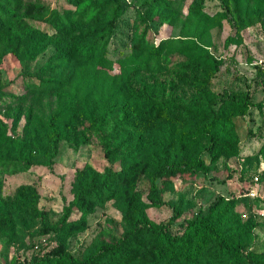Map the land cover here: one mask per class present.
Instances as JSON below:
<instances>
[{
	"label": "rangeland",
	"instance_id": "1",
	"mask_svg": "<svg viewBox=\"0 0 264 264\" xmlns=\"http://www.w3.org/2000/svg\"><path fill=\"white\" fill-rule=\"evenodd\" d=\"M118 1L123 14L113 26L114 0H0V11L17 12L28 30L26 47L17 54L0 42V136L10 141L0 140V264L42 257L60 243L83 261L102 245L120 242L137 216L167 220L171 207L155 206L149 196L153 173L166 158L197 163L194 172L156 180L155 195L181 206L171 243L143 231L128 249L101 264H221L211 249L214 242L194 257L195 240H177L185 231L181 223L201 210L222 224L229 241L243 245L229 264H252L248 252L264 264V104L259 105L264 0ZM29 4L36 8L34 17L24 15ZM196 6L197 14L190 13ZM68 13L70 39H45L46 49L31 57L29 36L55 34L53 18ZM161 42L167 64L162 71H148L143 62ZM94 44L104 52L90 57L86 50ZM206 50L222 59L210 89L220 95L244 92L255 102L235 119L240 140L233 151L214 157L207 140L186 145L180 137L188 119L180 114L117 128L124 114L141 105L133 91L153 88L155 96L186 105L200 99L190 63L201 61ZM55 114L65 134L73 129L58 144L51 137ZM100 119L102 132L94 128ZM13 140L21 142L22 151ZM111 167L129 171L115 192L76 210L71 220L78 224L69 234L40 233L44 224L61 218L91 173L101 179Z\"/></svg>",
	"mask_w": 264,
	"mask_h": 264
},
{
	"label": "trees",
	"instance_id": "2",
	"mask_svg": "<svg viewBox=\"0 0 264 264\" xmlns=\"http://www.w3.org/2000/svg\"><path fill=\"white\" fill-rule=\"evenodd\" d=\"M116 6L114 7L112 24L116 26L120 16L123 14L122 4L118 0H114ZM194 4V3H193ZM224 6V3H222ZM36 8L29 4L24 15L27 17H34ZM190 13L197 14L198 8L192 7L189 9ZM53 24L56 33L53 35L43 34L44 36L30 37L32 43L31 57H35L46 49L47 42L45 39L54 38L56 40L68 41L70 39V27L73 25V18L68 13L64 18L60 14L53 18ZM14 27H17L14 29ZM28 37V30L25 28L21 21V17L16 12L10 13L0 11V42L6 47L10 48L12 52L17 54L22 47H26L24 40ZM230 40V39H229ZM166 44L160 43L159 46L152 47L150 58L143 62V66L148 71H162L164 65L167 64L168 57L162 60V50ZM96 52H104V47L98 44L91 45L86 54L92 57ZM201 61L190 63L193 64V70L197 74L194 78L196 87L200 89L201 98L189 104L174 102L172 99L165 100L159 96L154 95L153 88L142 92L133 91L139 98L140 106L136 105L131 109V113L124 114L118 124V129L121 127L133 128L135 121L143 122L144 119L150 121L160 120L166 117H173L176 114L188 119L186 129L181 135V140L186 145H200L205 140L209 142L208 149L212 156L217 157L224 153L226 150L233 151L239 143V134L237 131L236 117L243 116L252 104L255 102L251 97L244 92L235 93L230 92L227 95H220L210 89L209 80L219 71L222 64V59H217L209 54L206 50L201 57ZM153 63V64H152ZM152 64V65H151ZM185 65L184 68H187ZM191 66V65H189ZM137 71L141 68H137ZM148 86V85H147ZM146 86V87H147ZM51 87V86H50ZM149 92V93H148ZM142 101V102H141ZM264 104L261 101L259 105ZM60 117L55 114L51 117V137L54 138L55 144H58L60 139L68 138V134L63 132L59 123ZM74 121V119H73ZM94 128L96 131L102 132L104 122L102 119L95 121ZM69 124V123H67ZM6 139V138H5ZM0 136V140L5 143L10 141L5 140ZM14 146L18 151H22L23 145L20 141L13 140ZM130 152H126L129 155ZM106 155L110 162H115L114 151L111 148H106ZM28 165H31V160L25 159ZM128 161L124 159L123 163ZM197 163L187 164L185 161L173 160L165 161L153 173L151 179L150 199L155 206L168 205L173 210L172 215L164 221L159 223L141 215L137 216L134 220V225L131 230L127 232L125 237L118 243L104 244L96 252L90 254L85 260H78L63 243L58 244L42 257H33L29 261H22L13 264H52L53 261L66 262L70 264H101L109 258H113L124 250L128 249L130 244L141 232L145 231L152 237L171 243L173 227L176 221L181 216V206L175 201H165L155 195L158 185L156 180L159 176L174 174L179 171L189 170L195 171ZM129 171H117L115 168H108L101 179H98L96 174L91 173V181L89 184L83 185L77 192L76 196L64 205V212L61 218L55 224H44L40 233L41 234H69V232L78 223L72 221L71 217L76 210L86 209L94 201L104 199L108 194L110 196L118 186L120 181H124ZM42 221L46 220V212H41ZM185 228L184 233L177 238L181 241L184 238L187 240H195L194 257L201 254L205 248H208L210 242L215 243V247L211 248L214 255L221 264H229L233 258L237 257L243 251V245L228 240V236H224L221 229L222 224L218 221L211 220L204 215L201 210L196 217L188 219L181 223ZM175 242V241H173ZM247 259L252 264H260L257 256L252 252L246 254Z\"/></svg>",
	"mask_w": 264,
	"mask_h": 264
}]
</instances>
